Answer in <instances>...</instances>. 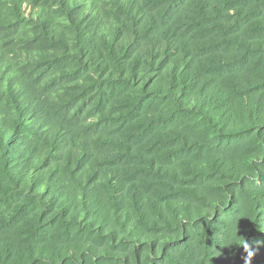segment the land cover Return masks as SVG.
<instances>
[{
  "label": "trees",
  "instance_id": "16d2710c",
  "mask_svg": "<svg viewBox=\"0 0 264 264\" xmlns=\"http://www.w3.org/2000/svg\"><path fill=\"white\" fill-rule=\"evenodd\" d=\"M0 264H264V0H0Z\"/></svg>",
  "mask_w": 264,
  "mask_h": 264
}]
</instances>
